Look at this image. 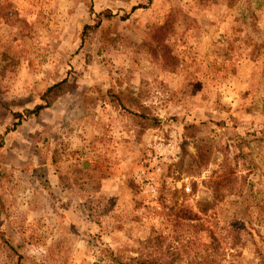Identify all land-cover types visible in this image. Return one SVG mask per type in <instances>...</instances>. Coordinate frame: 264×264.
Returning <instances> with one entry per match:
<instances>
[{
  "label": "rangeland",
  "instance_id": "374dc122",
  "mask_svg": "<svg viewBox=\"0 0 264 264\" xmlns=\"http://www.w3.org/2000/svg\"><path fill=\"white\" fill-rule=\"evenodd\" d=\"M131 256L264 264V0H0V264Z\"/></svg>",
  "mask_w": 264,
  "mask_h": 264
},
{
  "label": "trees",
  "instance_id": "16d2710c",
  "mask_svg": "<svg viewBox=\"0 0 264 264\" xmlns=\"http://www.w3.org/2000/svg\"><path fill=\"white\" fill-rule=\"evenodd\" d=\"M105 11H101L98 12L95 16L98 18L100 15H104ZM164 25L160 26L157 28V31L164 30ZM165 48V47H164ZM64 80H60L58 82H55L53 84H51L50 86L46 87L42 93L40 94V99L44 100L45 103H49L50 101L54 100L59 93L61 92V90L64 88ZM123 96V97H121ZM112 101L116 102L117 101H126L127 100V96L123 95L121 92H117V93H113L112 94ZM118 103V102H117ZM120 105V104H119ZM124 105V104H123ZM43 107V105H36L32 110H30L32 113H37L41 108ZM14 116L18 117L21 115H19L18 113L15 114ZM125 264H158L154 261L153 258H145L143 260H140L139 258L136 257H128L127 258V262H125Z\"/></svg>",
  "mask_w": 264,
  "mask_h": 264
},
{
  "label": "built area",
  "instance_id": "2783aa9c",
  "mask_svg": "<svg viewBox=\"0 0 264 264\" xmlns=\"http://www.w3.org/2000/svg\"><path fill=\"white\" fill-rule=\"evenodd\" d=\"M184 189L186 190V189H187V187L185 186V187H184Z\"/></svg>",
  "mask_w": 264,
  "mask_h": 264
}]
</instances>
